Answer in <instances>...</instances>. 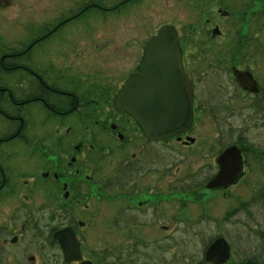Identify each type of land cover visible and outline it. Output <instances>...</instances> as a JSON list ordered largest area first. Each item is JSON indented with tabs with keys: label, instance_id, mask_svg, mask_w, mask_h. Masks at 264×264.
Masks as SVG:
<instances>
[{
	"label": "rangeland",
	"instance_id": "obj_1",
	"mask_svg": "<svg viewBox=\"0 0 264 264\" xmlns=\"http://www.w3.org/2000/svg\"><path fill=\"white\" fill-rule=\"evenodd\" d=\"M68 1L66 0L65 4H69ZM87 1L79 0L81 5ZM94 1L98 2V0ZM117 1L106 0L108 4L109 2L114 4ZM137 2L129 3L123 11H114L110 14L111 22L109 23L98 16L88 26L81 19L79 25L84 26L79 27L78 30V47L81 51L73 49L74 58L62 60L60 50L76 46L75 36L72 44L66 43L65 39L59 37L55 45L47 44L46 48L42 45L37 46L44 52L41 56L43 67H32L30 72L47 81L50 87H56L55 89L59 90L64 83H66L64 87H69L68 83L73 79L77 82L83 70L91 74L90 81L107 82L111 86V93L116 95L129 73L136 71V67L140 66L142 62L139 61L140 55L144 52L146 44L165 25H174L178 29L193 77H198L203 70L210 76L213 71H207L208 63L203 62V59L209 55L207 53L224 54L222 47L232 46L229 41L234 32L236 33V29L229 25L233 26L239 21V30L247 31L249 22L255 19V21L262 20L260 26H264V0H238V2L236 0H143ZM59 3V0H15L13 6H8L7 1H0V58L4 54H18L24 50L25 44L29 45L37 39L35 38L37 35L33 39L27 38L29 35V32H26L27 28H36L35 30L41 31L46 25L49 28H45L43 32L52 30L56 24L55 22L51 24L48 20L59 15L60 12L56 10V4ZM75 4V0H72V6ZM251 4L252 7H250ZM106 7L109 6L106 5ZM107 9L109 8H106L105 12H108ZM225 10L234 11L235 21L233 18L225 19L223 13ZM26 13L27 18L23 16ZM39 13L42 15L40 14L38 22L29 25L32 17ZM6 22H11V25L7 27ZM217 26L222 32L221 37L214 35ZM7 32H10L9 35L6 34ZM211 46L221 48L212 52L213 50H208ZM88 50L89 53H94L90 58L105 59L101 67L81 63L79 68L72 69L73 63L80 55L86 63ZM103 53L105 55L100 59ZM258 60L255 64L251 63V66L257 68L260 75H264V55L258 57ZM227 61L225 63H228ZM65 62L70 63L68 68L63 65ZM109 68L110 72L106 75ZM12 73L7 76L6 72L0 71L1 84L8 85L17 101H20L17 99L19 97L26 99L24 90L30 88L31 79H27L28 74L23 70ZM217 73L220 74V71ZM221 73L223 74V71ZM105 78L109 80L105 81ZM32 89L35 88L32 86ZM226 90L224 87L218 100L222 102L218 105L222 106L224 102L233 105L232 108L237 110L234 115L224 110L219 111L218 113H222L216 115L217 117L214 113L202 114L201 103H205L206 100L202 93L199 96L200 103L196 106L197 115L193 129L188 134L181 135V139L175 137L152 143L153 147H149L151 145H148L149 142L141 134L135 135L134 129L137 125L128 115L121 114L114 108L115 99H111V110L104 109L102 105L96 108L97 106L84 103L85 106L83 104L80 112H75L76 115L73 113V116H58L59 114L51 110L41 112L39 107L33 104L20 108L14 106L7 94L4 97L7 104L6 113L27 118L29 125H27L26 135L30 137L31 142V150L28 154L33 152L31 156L16 154L15 164L13 163L14 171L11 172L9 181L16 184L18 192L22 191L23 194L17 192L19 197L16 196L14 213L10 215L17 225L22 222V219L31 220L32 223L37 222V225L31 226L24 234L23 240L15 245L2 248V240L0 241V264H61L60 259H55L59 252L52 244L48 233L50 227L67 222L70 218L68 217L70 215H67L69 212L84 240L87 258L93 260L95 264H213L206 261L205 253L209 246L220 237L229 242L232 251L231 259L225 264H252L255 253L264 263V126H259L260 122L248 108L249 104L255 110L251 98L241 97L235 103H230L228 97L226 98L229 95ZM95 108L99 109L103 115L109 112L113 114L111 117L109 114L106 120L97 122V126L111 130L113 139L103 133L81 134L85 127L95 126V118H89L88 115L89 112L93 113ZM53 109L58 108L53 107ZM58 111L67 110L61 108ZM6 119L0 117V128L17 127L19 124ZM114 125H118L122 130L125 128V134L131 135L132 149L147 153V160H143V167H139L140 173L136 174L147 171L150 181L157 178L163 180L159 184L163 193L161 195L165 197L170 189L169 181H173L171 185V187L174 185V189H171L173 192L166 197L170 199L168 212L165 210L167 204L164 198L159 202L162 215L160 219L157 218L158 225L153 228H139L134 231L129 228L124 229L125 225L120 217L122 206L113 205L114 201L117 202L116 199L119 201L121 198L120 186L117 187L114 182L111 183L114 194L109 192L111 189L103 184V181L115 175L118 168L125 162V158L129 157L125 152L129 155L135 152L128 149L127 144L114 133L111 129ZM68 128H71V134L64 135ZM56 129L63 131L61 139L53 134ZM43 138H46V143H43ZM192 138L195 140L194 144L188 145L190 141H193ZM91 139L92 143L96 139L97 150L106 155L96 156L91 166L81 162L80 168L84 170L78 179V176L70 175L76 167L71 169L68 163L71 162L72 157H77L81 161L85 158L84 150L82 154H79L75 147L83 142L85 146L82 145V148L87 149ZM146 142L147 144L143 145ZM237 142L241 143L239 147L244 146L249 149V164L245 168V178L222 191L208 189L207 182L215 179L214 176L218 170L214 159L225 148ZM43 145L46 149H43ZM221 146L224 147L221 148ZM61 149L65 152L62 150L64 158L59 163L61 165L58 170L56 165L59 162L61 153L58 154V152ZM45 171L50 176L47 181L41 176ZM54 174L60 175L58 182H55ZM86 175L94 177V185H96L95 197L89 200V207H86L85 201L79 205L76 200L72 203H70L72 199L65 200L61 190L63 184L83 181ZM26 180L28 181L24 184ZM76 186L74 184V187ZM25 194L31 196L30 201L25 199ZM19 204H28L31 210L27 214H18L15 208ZM42 207L45 208L43 212ZM101 209L104 210L99 216L93 213ZM5 217L8 221V212L0 210V228ZM80 220L85 221V227L78 226L77 223ZM153 221L154 219L150 217L149 222ZM162 224L168 226L169 230H164ZM48 226L50 227L47 228ZM31 256L35 257V261L31 260Z\"/></svg>",
	"mask_w": 264,
	"mask_h": 264
},
{
	"label": "flooded vegetation",
	"instance_id": "obj_2",
	"mask_svg": "<svg viewBox=\"0 0 264 264\" xmlns=\"http://www.w3.org/2000/svg\"><path fill=\"white\" fill-rule=\"evenodd\" d=\"M1 2L7 1L8 6H13L15 4V0H0ZM60 3L56 4V10H58L59 15L55 18H49V23L51 24L55 22V26H53L52 30L48 32H43L45 28H49L48 26L44 25L41 29V31L33 29H28L26 32H29V35L27 38L33 39L35 35H37L32 43L29 45L25 44V48L23 51L18 52V54H4L2 58H0V71L6 72L7 76L8 74H13L12 72L14 70H23L28 74V80L31 79L30 88L27 90H24V94L26 99H21L20 97L17 98L20 101H17L13 97L12 91L9 90L8 85L6 84L0 86V94L4 93L5 96H2L0 98L8 96L10 97V102L14 106H18L19 108L26 105H36L39 107V111H48L51 110L52 112L57 113L58 116H68L72 115L76 111L80 112V108H83V104L88 103L90 106L93 105L96 108H100L101 105L104 109H110V102L111 99L114 100V108L120 113V111L116 107V99L124 87V85L127 83L129 79H131L134 76L141 74V65L143 63L144 57H145V48L144 52L140 55V60L142 61L140 66L136 67V71L129 73L128 78L125 80V83L122 84L121 90L116 93L114 96L113 93H111V86L107 84V82L99 83L95 81H90L91 74L86 73L85 71L81 70V78L77 80H71L68 83L69 87L66 86V83L62 84V87L57 90L55 88H52L49 86L47 81H44L41 77H37L36 75L32 74L30 72L31 68H41L43 67V51H41L37 46H44L46 48V45H55L59 41V37L65 39L66 43L72 44V39L75 36L76 40V46L73 47H67L62 51L61 59L62 60H69L71 58H74L75 55L72 53V50L75 49L77 51H81L78 47V30L79 27H84L79 25L81 19H83L82 22L86 23L89 26V23L91 21L96 20V18L99 16L100 18H103L104 22L107 21V23L111 22V15L114 11H123V9L129 4L133 2H137L138 0H118L116 3L112 4L109 2V4L106 2V0H98V2L94 0H88L84 4H80L79 0H75L76 4L72 6V0L69 2V4H65L66 0H59ZM143 1V0H139ZM139 1L137 3H139ZM140 2V3H141ZM109 6V7H106ZM4 6V5H3ZM5 7V6H4ZM226 7V6H225ZM252 7V4L251 6ZM106 8L108 12H105ZM82 10V14H80V11ZM221 11V10H220ZM223 11V10H222ZM125 13V12H124ZM224 17L225 19H234V11H224ZM40 14L35 15V17H32V20L29 25L32 23H37L38 19L40 18ZM96 16H95V15ZM27 13L23 16L27 18ZM42 15V14H41ZM109 15V17H106ZM123 16V15H122ZM128 18V17H125ZM43 21V20H42ZM13 22V21H12ZM41 22V21H40ZM47 22V21H46ZM262 20L255 21L253 19L249 22V29L247 31L239 30L240 22L237 21L236 24H233V26L229 25L230 27L236 29V33L234 32L232 39L229 41L232 46L231 47H222V50L224 51V54L220 53H207L209 54L206 59H203V62H207L206 65L207 71L213 70L210 74V76L207 75V73L203 70L198 77H193L191 69L189 68L190 64L186 60V54L183 50L184 55V64L187 76L191 82L194 96H195V102H194V115L196 117L197 113V104L199 102V96L200 94H204V97L206 98L205 103H201V109L200 111L202 114H211L214 113L216 115H220L222 112L218 113L221 110L224 111H230L227 113L235 114L237 112L236 108H232L233 105H230L228 102L224 105L220 106L218 104H221V100H219V96L222 95L223 88L225 87L227 92L229 93L228 97L230 103H235L239 98L241 97H247L251 98L253 101V105L255 107V110L251 108V105L248 104V108H250V112L255 114V117L258 122H260L261 125L264 126V75H260L257 72V68H254L251 66V63H256L258 60V57H263L264 55V26L261 27L260 23ZM15 23V22H14ZM13 23V24H14ZM3 25V22L1 21V26ZM7 27L11 25V22H6ZM28 25V27H29ZM243 28V26H242ZM12 29V28H11ZM217 29L219 30L218 26ZM178 30V29H177ZM216 30V29H215ZM214 35L217 37H221V31L215 33ZM260 30V31H259ZM23 32V31H21ZM179 32V31H178ZM10 32H7L6 34L9 35ZM44 33V34H43ZM180 40L181 35L179 33ZM42 42V44H39ZM226 42V41H225ZM228 42V41H227ZM228 42V43H229ZM39 44V45H38ZM182 45V44H181ZM146 47V46H145ZM221 48V47H219ZM219 48L212 47L209 48V51L215 52ZM59 52V50H57ZM84 53V51L82 52ZM86 55L88 56L86 63L85 59L80 55L77 57V60L73 63L74 68H79L81 63L84 65L89 64L90 66H97L101 67V63L105 60L102 59L104 57V53L101 54L100 59L102 60H95L90 58L94 53H89V50L87 51ZM224 55H228V57H224ZM26 56V57H23ZM228 60V63H225V61ZM81 61V62H80ZM232 61V63H230ZM219 63V64H218ZM221 63V64H220ZM230 64V65H229ZM63 65H65L67 68L70 65L69 62H65ZM86 68V67H85ZM107 70V69H106ZM217 71H220V74L217 73ZM223 71V74L221 73ZM30 72V73H28ZM110 72V68L106 71V75ZM15 73V71H14ZM238 75H244L248 76L246 79H249L252 84H249L252 88L250 89L249 85L247 87H243L239 83V77ZM126 75V73H125ZM32 76V77H31ZM241 76V78H244ZM220 79V80H219ZM108 78H105V81H108ZM223 80V81H221ZM227 80V81H226ZM99 83V84H97ZM32 86L35 89H32ZM11 91V92H10ZM107 92V93H105ZM53 97H56L55 99ZM59 97V98H58ZM5 100V99H4ZM61 103V104H60ZM109 103V104H108ZM58 104V105H57ZM60 104V105H59ZM84 104V106H85ZM108 104V106H107ZM99 105V106H98ZM7 106L6 101H3L0 103V117L4 119H8L9 122H19L18 126H12V127H2L0 128V210L1 211H7L8 212V221L6 217L4 218V222L0 228V241L2 248H7L10 245H15L19 243L21 240H23L24 234L29 230L31 226H36L37 222L32 223L31 220L28 219H22V222L18 225L15 224V221L11 218V215L13 212V207L15 203V198L18 196L17 192V186L16 184H13V182L9 181V177L11 176V172L14 171L13 163L15 164L16 160V154L25 156L29 155L31 156L33 152L28 154V151L31 149V142L30 137L26 135V129L27 125H29L27 118H23L21 116H13L12 114H9V112L6 113ZM53 107L61 109L65 108L67 111L60 112L57 110H54ZM93 109V113H98L100 115H95L92 112H89V118H95V126L92 127H85L83 129L82 135L85 134H94V133H103L106 136H108L110 139H113V134H111V130H107L104 128H101L97 126V122L99 123L100 120H106L107 116L111 113H107V115H103L102 112L99 109ZM252 110V111H251ZM199 112V111H198ZM128 115L127 113H121ZM73 115H76L73 114ZM72 115V116H73ZM113 114H110V117ZM232 115V116H233ZM105 116V117H104ZM130 119H133L130 115H128ZM217 117V116H216ZM6 119V120H7ZM97 119V120H96ZM134 120V119H133ZM135 124L137 125L135 130V135H140L144 137V139L149 142L148 145H151L149 147H153L152 143H159L158 140H152L147 138L146 134L142 130V128L139 126V124L134 120ZM27 123V124H26ZM195 123V122H194ZM194 125V124H193ZM45 126V125H44ZM111 129L114 130V133L118 135L119 139L123 141L125 144H127L128 149H132L130 147V142L132 141L131 135L125 134L126 130H122L118 125H114V127ZM193 127L189 130L191 131ZM45 131V129H44ZM189 131L186 134L189 133ZM71 128L66 129L64 135H70L71 134ZM77 133V132H76ZM54 135L58 136V139H61V136L63 134V131L60 129H56L53 133ZM189 138V137H188ZM194 139V138H192ZM43 143H46V138L42 139ZM19 142V143H18ZM96 139L94 140V143H92L89 147L82 148L85 146L83 142H80L81 144L76 146V151L79 154H82V151L84 150L85 158L79 160L77 157H72L71 162L68 163V167L71 169L76 167L74 172H70V175L72 176H82V170L80 168L81 164L84 162L88 166L93 165V162L95 161V157L98 155H106L104 153H100V151L97 150L96 147ZM147 142L143 145H146ZM162 142V141H161ZM195 140L188 145L194 144ZM18 146V148H16ZM99 146V145H98ZM203 146H207V144H203ZM237 147L242 155L243 158V170H244V176L240 179V181L245 178L246 173V165L249 164L248 156H249V149L246 147L241 146L240 142H237L236 144H232L229 147L225 148L221 153L214 159L215 165L218 167L217 174L214 176V178L219 174L220 172V165H219V158L221 155L229 148L231 147ZM147 147V148H149ZM224 146H221V148ZM43 149H46L43 145ZM63 149H61L59 153V162L56 165L57 169H60L59 164L61 161H63L64 155H63ZM135 152L131 153L130 155L125 152V154L129 157L125 158V162L118 168L115 175L112 177L107 178L105 181H103V184L105 187H109L111 190L109 192L114 193V188L112 189L111 186L114 182V185L119 187L120 186V200L117 202H113V205L120 204L122 206V212H121V220L122 223L125 225L124 229H131L132 231L137 229H149L153 228L158 225L156 222L157 218L160 219V216L162 213L159 210V202L162 201L165 198V204H167V207L165 210L168 212V208L170 207L169 200L166 197L171 195L173 191L171 189H174L173 181H169L170 189L166 193V197L161 194V187L159 182L163 180H159L157 178L156 180L150 181L147 175V171L143 172L142 174H136L140 173V168L143 167V160H147V153H144V151H137L135 149H132ZM145 150V149H144ZM3 151V152H2ZM46 151V150H45ZM65 152V151H64ZM35 153V152H34ZM4 154H6L4 156ZM57 154V155H58ZM47 156V154L45 155ZM206 157V156H205ZM30 159V158H29ZM39 162H42V160L38 159ZM82 162V163H81ZM25 163H29V161H25ZM62 172V171H61ZM59 172V173H61ZM119 172V173H118ZM136 174V175H135ZM41 176L44 178L45 181L50 177L48 172H44L41 174ZM42 178V179H43ZM53 178L55 179V182H58L60 179L59 174H54ZM42 179H40L42 182ZM28 180L24 181V184ZM66 181V178H65ZM239 181V182H240ZM150 182V184H149ZM238 182V183H239ZM116 183V184H115ZM209 183V182H207ZM72 184V185H71ZM69 184L68 182L63 184V188H61L62 192L64 193V199L70 200V203H72L73 200H76L79 205L82 204V201L86 202V207H89V200L92 197H95V189L96 185H94V177H91L90 175L84 176L83 181H77L76 183L71 182ZM74 184L77 186L74 187ZM93 184V185H91ZM118 184V185H117ZM27 185V184H26ZM36 185V184H35ZM58 184H56L57 186ZM113 185V186H114ZM207 185V184H206ZM59 186V185H58ZM57 186V187H58ZM114 186V187H115ZM60 188V186H59ZM19 194H23L22 191L18 192ZM25 199L30 201V195L25 194ZM145 197V199L143 198ZM76 198V199H73ZM86 210V208H83ZM18 210V214H27L28 211L31 210V207L25 204H19L15 208V211ZM45 210L44 207L41 208V211L43 212ZM104 209H101L100 211L95 210L93 213L96 215H100L103 213ZM11 214V215H10ZM70 215L67 222L60 223L59 226L56 227H50L48 235L52 239V244L58 249L59 254L55 257L56 260L60 259L59 263L61 264H81L83 261H89L93 264L95 262L93 260H90L87 258L85 247H84V240L79 234L78 227L75 225L74 219L71 217V213H67V215ZM66 215V216H67ZM150 217L154 219L153 222L150 221ZM67 218V217H65ZM153 223V224H152ZM80 227H85L86 223L85 221L80 220L79 223H77ZM161 224V223H159ZM18 226V228H17ZM46 227V226H45ZM162 227L164 230H169V227L165 224H162ZM36 230H42L41 228H35ZM71 231L75 234L77 240L80 242V248H81V255L82 260L80 262H72L67 263L65 261L63 250L60 247V244L58 240L54 238V235L57 232L61 231ZM12 234V235H11ZM68 235V234H64ZM15 239V243H12V241ZM55 243V244H54ZM32 257V256H31ZM32 261H35V257L31 258Z\"/></svg>",
	"mask_w": 264,
	"mask_h": 264
},
{
	"label": "water",
	"instance_id": "obj_3",
	"mask_svg": "<svg viewBox=\"0 0 264 264\" xmlns=\"http://www.w3.org/2000/svg\"><path fill=\"white\" fill-rule=\"evenodd\" d=\"M216 32H219L217 28ZM237 76L243 87L252 84L246 79L248 76ZM194 102L179 32L176 26L166 25L146 44L141 74L127 81L116 99V107L121 113L130 115L147 138L163 141L175 137L181 139L180 136L193 127ZM219 165V174L207 185L210 190L228 189L244 176L243 158L235 146L221 155ZM54 238L58 240L67 263L82 260L80 242L74 233L61 231ZM231 252L229 242L220 237L209 246L205 258L213 264H225L231 259ZM81 264L93 263L83 261Z\"/></svg>",
	"mask_w": 264,
	"mask_h": 264
},
{
	"label": "trees",
	"instance_id": "obj_4",
	"mask_svg": "<svg viewBox=\"0 0 264 264\" xmlns=\"http://www.w3.org/2000/svg\"><path fill=\"white\" fill-rule=\"evenodd\" d=\"M237 2H238V0H236ZM259 18V17H258ZM249 25V24H248ZM14 71H16V70H14ZM2 96H4V93H1L0 94V97H2ZM3 101H5L3 98H0V103L1 102H3ZM264 202V201H263ZM245 205V204H244ZM55 244V243H54ZM207 251V250H206ZM232 253V252H231ZM254 256H255V258L254 257H252V258H254V262H251L252 264H264L263 263V261H262V259L260 258V257H258V256H256V253L254 254ZM231 257H232V255H231ZM251 261H252V259H251Z\"/></svg>",
	"mask_w": 264,
	"mask_h": 264
}]
</instances>
